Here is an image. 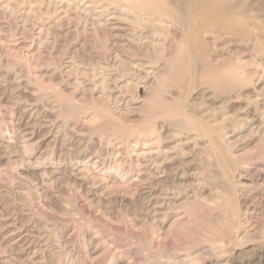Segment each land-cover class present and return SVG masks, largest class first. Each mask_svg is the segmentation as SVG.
<instances>
[{
  "label": "rangeland",
  "instance_id": "374dc122",
  "mask_svg": "<svg viewBox=\"0 0 264 264\" xmlns=\"http://www.w3.org/2000/svg\"><path fill=\"white\" fill-rule=\"evenodd\" d=\"M189 1L0 0V264H264V0Z\"/></svg>",
  "mask_w": 264,
  "mask_h": 264
},
{
  "label": "bare ground",
  "instance_id": "6f19581e",
  "mask_svg": "<svg viewBox=\"0 0 264 264\" xmlns=\"http://www.w3.org/2000/svg\"><path fill=\"white\" fill-rule=\"evenodd\" d=\"M190 3H192V5L195 7V9L196 10H198L200 13H205V14H210V13H212V12H214L213 11V3L211 2V0H209V1H204V4L203 5H201V8L200 9H198L197 8V5H199L200 4V0H191V1H189ZM173 5L175 6V8H179V3H178V1H173ZM224 18L225 19H227V20H229V21H235V19L234 18H229V17H227L226 15H224Z\"/></svg>",
  "mask_w": 264,
  "mask_h": 264
}]
</instances>
